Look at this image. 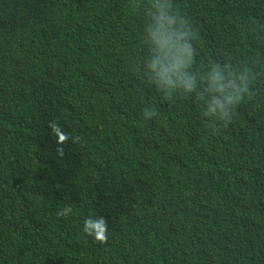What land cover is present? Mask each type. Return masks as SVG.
<instances>
[{
    "label": "trees",
    "instance_id": "1",
    "mask_svg": "<svg viewBox=\"0 0 264 264\" xmlns=\"http://www.w3.org/2000/svg\"><path fill=\"white\" fill-rule=\"evenodd\" d=\"M129 3L0 0V264H264V63L211 125L146 82ZM176 3L201 61H264V0Z\"/></svg>",
    "mask_w": 264,
    "mask_h": 264
},
{
    "label": "clouds",
    "instance_id": "2",
    "mask_svg": "<svg viewBox=\"0 0 264 264\" xmlns=\"http://www.w3.org/2000/svg\"><path fill=\"white\" fill-rule=\"evenodd\" d=\"M134 11L142 16L139 71L146 82L165 100L197 98L204 120L229 125L238 107L252 98L264 61L250 60L247 65L227 58L201 61L198 32L176 0H130L128 12ZM157 114L153 106L143 108L146 120ZM68 211L59 209L57 215L64 217Z\"/></svg>",
    "mask_w": 264,
    "mask_h": 264
}]
</instances>
